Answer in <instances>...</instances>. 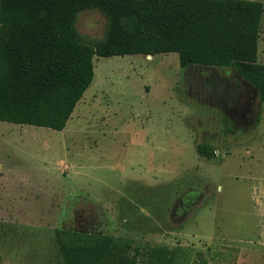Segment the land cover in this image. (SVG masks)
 Here are the masks:
<instances>
[{
  "label": "rangeland",
  "instance_id": "1",
  "mask_svg": "<svg viewBox=\"0 0 264 264\" xmlns=\"http://www.w3.org/2000/svg\"><path fill=\"white\" fill-rule=\"evenodd\" d=\"M105 25L86 9L76 29L93 43ZM93 66L62 131L0 122V264H61L58 230L181 249L178 264H264V103L225 126L177 54Z\"/></svg>",
  "mask_w": 264,
  "mask_h": 264
},
{
  "label": "trees",
  "instance_id": "2",
  "mask_svg": "<svg viewBox=\"0 0 264 264\" xmlns=\"http://www.w3.org/2000/svg\"><path fill=\"white\" fill-rule=\"evenodd\" d=\"M86 9L106 20L103 38L93 43L76 29ZM263 15V3L253 0H0V122L62 131L92 84L95 56L174 53L181 68L231 67L264 103V64L257 59ZM196 152L219 156L204 144ZM55 245L61 264L186 260L181 249L110 235L58 230Z\"/></svg>",
  "mask_w": 264,
  "mask_h": 264
},
{
  "label": "flooded vegetation",
  "instance_id": "3",
  "mask_svg": "<svg viewBox=\"0 0 264 264\" xmlns=\"http://www.w3.org/2000/svg\"><path fill=\"white\" fill-rule=\"evenodd\" d=\"M182 69L194 70L193 78L189 80L193 81L191 86L195 87L200 95L218 103L226 111L228 118L225 126L235 127L242 123L253 125L259 121L262 102L259 100L258 92L245 82L236 70L231 67L204 65H190ZM203 70H206V76H202ZM204 145L210 146L207 143Z\"/></svg>",
  "mask_w": 264,
  "mask_h": 264
},
{
  "label": "crops",
  "instance_id": "4",
  "mask_svg": "<svg viewBox=\"0 0 264 264\" xmlns=\"http://www.w3.org/2000/svg\"><path fill=\"white\" fill-rule=\"evenodd\" d=\"M257 59H258L259 63L264 64V15H263L262 20H261V30H260V37H259V42H258V56H257Z\"/></svg>",
  "mask_w": 264,
  "mask_h": 264
},
{
  "label": "bare ground",
  "instance_id": "5",
  "mask_svg": "<svg viewBox=\"0 0 264 264\" xmlns=\"http://www.w3.org/2000/svg\"><path fill=\"white\" fill-rule=\"evenodd\" d=\"M147 60H151L153 57H145Z\"/></svg>",
  "mask_w": 264,
  "mask_h": 264
},
{
  "label": "water",
  "instance_id": "6",
  "mask_svg": "<svg viewBox=\"0 0 264 264\" xmlns=\"http://www.w3.org/2000/svg\"><path fill=\"white\" fill-rule=\"evenodd\" d=\"M258 92V91H257Z\"/></svg>",
  "mask_w": 264,
  "mask_h": 264
}]
</instances>
